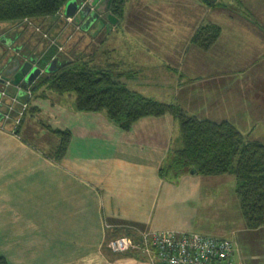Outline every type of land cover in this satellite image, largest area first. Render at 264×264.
I'll list each match as a JSON object with an SVG mask.
<instances>
[{"label":"crops","instance_id":"1","mask_svg":"<svg viewBox=\"0 0 264 264\" xmlns=\"http://www.w3.org/2000/svg\"><path fill=\"white\" fill-rule=\"evenodd\" d=\"M124 12L116 23L98 26L124 35L129 88L199 118L232 121L264 142V0H128ZM209 24L220 35L202 48L194 36ZM7 44L0 43L4 60L26 46ZM13 64L8 75L14 79ZM63 98L50 91L34 96L35 110L19 133L0 125V255L9 264H119L104 245L107 231L127 223L189 233L198 225L193 219L199 221L202 196L232 209L223 194H204L205 180L209 186L218 179L186 174L175 184L161 177L169 152L182 145L171 115L143 117L125 131L105 111L68 108L46 122L72 133L67 155L56 161L54 135L32 121L37 112L43 118L50 100L54 107ZM241 218L214 236L236 242L237 264H264V226L248 228Z\"/></svg>","mask_w":264,"mask_h":264},{"label":"trees","instance_id":"2","mask_svg":"<svg viewBox=\"0 0 264 264\" xmlns=\"http://www.w3.org/2000/svg\"><path fill=\"white\" fill-rule=\"evenodd\" d=\"M68 1L0 0V25L19 24L29 20L34 22V27L40 26L45 30L46 27H49L46 23L47 19L59 15L60 10L65 7ZM127 1L112 0L110 11L122 19ZM204 1L210 4L214 0ZM53 26L52 23L51 28L46 30L49 38H52ZM34 27L32 29L35 30ZM220 30V27L215 24L202 26L196 32L194 41L202 48H208L219 38ZM13 31L12 34L8 32L0 36V43L7 44L2 37H8L12 40L11 44H7L12 46V49L21 46L20 43H17L16 38L20 32H23L21 30ZM14 44L15 47H13ZM55 51H57V47L50 48L46 57L52 59ZM76 55L78 56L71 57L68 55L64 58L60 54L58 58H55L57 60L56 71L40 76L30 84L25 81L19 82L25 86H31V95L24 96L30 99V106L34 96L46 98L48 91L59 95L74 92L77 94L78 110L86 112L105 111L110 120L125 131L130 130L132 125L143 117L162 116L167 113L174 115L178 120L182 145L169 152L165 163L160 168L161 177L171 182H178L185 174L201 176L232 174L236 177V194L240 201L246 226L251 229L264 226L263 141L250 139L232 121H213L199 118L187 113L176 104L146 97L122 82L116 76L114 66L93 65L92 60H88L87 57ZM2 57L0 55V66H2L0 71L6 70L5 75L12 81L13 78L7 72L9 68L13 67V62L20 64L35 58L33 55L25 54L24 51L12 54L8 60H1ZM13 83L15 82L13 81ZM33 110L35 109L31 106L28 112ZM24 119L15 128V132H20L19 129ZM47 129L55 132L60 139L59 145L52 154L56 161H61L67 155L72 133L69 129H53L50 126ZM132 225L135 228L138 227V225ZM138 229L135 232L129 230L122 236L133 237L138 247L146 255L144 241L139 243L140 232ZM122 232L121 229H114V233L117 235L122 234ZM112 238L118 237L112 235ZM109 248L114 253H124L134 249L132 247L126 251L116 252L110 245ZM0 264H9V262L6 257L0 255Z\"/></svg>","mask_w":264,"mask_h":264},{"label":"rangeland","instance_id":"3","mask_svg":"<svg viewBox=\"0 0 264 264\" xmlns=\"http://www.w3.org/2000/svg\"><path fill=\"white\" fill-rule=\"evenodd\" d=\"M78 1L82 4L83 8L88 6L89 4L88 0H78ZM101 2L108 3V0H102ZM96 8L92 7L91 11H89V13L87 14L83 13L82 11H78V13H76V15L72 16V18L70 19V17H68L65 12V7H63L60 10L59 15L54 16L52 18L48 17L49 19L46 18L47 19L46 23L49 25V27L45 28V32L46 30L51 28L52 23L54 24L52 28L53 31L52 38L44 36L42 32L38 34L40 31H38L36 27H34V22L29 20L22 21V23L19 24H15V23L3 24L2 27L0 26V36H2L4 33L7 34L8 32H11L10 34L14 33V31L11 28L16 29L15 31H19V30L23 31L20 32L18 41L20 42L21 45L26 44L25 47L23 46L24 48L23 51L25 52V54L33 55L35 57L33 58L34 62L36 61V63L39 65V67L42 70L40 76H45L48 73L49 74L52 73V72H47L46 68L48 67L49 63H51L53 59L58 58L60 54H62L64 58H66L68 55L73 57V56H78L76 54H79L81 56L87 57L88 60L90 61L92 60L93 65H102L109 67L114 66L116 70H119V72L121 71L120 72L121 74H116V76L123 82L124 78L126 79L127 77L126 76L127 72L130 71L128 70L129 68L125 65L128 56L126 43L120 41V39L124 35L120 36L119 33L121 31L113 30L111 29L110 26L104 29H102L103 26L102 27L98 26V23L104 24L108 21L105 19L104 14ZM97 13H99L100 15L97 16ZM32 27H34L36 31L32 29ZM84 34H86L87 36H85L86 38L83 40L81 39V36ZM13 47H15V44L13 45ZM52 47H57V51H55V53L53 54L54 56L52 57V59H48L46 56L50 51V48L52 49ZM11 51L13 52L12 54L17 53L13 50ZM21 51H18V53H21ZM1 60H3V57L1 58ZM114 62L116 64L119 63V65L115 64L116 65L115 66L113 64ZM62 95L65 96V98L61 100L63 104L61 102H58V105H55L53 107L50 103L51 101L50 100L46 105L47 110L44 111L45 115H42L44 120L43 118L41 119L42 113L37 112L36 114L39 116V118L37 117V119L36 118L35 119L38 121L35 120L32 121L34 128L36 130H39V132L43 130H47L48 131L47 135L49 134L54 135L53 136L54 141L57 142L55 145L57 146L60 143V139L55 132H52L51 129H47L48 126H50L51 128L53 127L50 124H47L46 122H48L49 120L54 121V118L56 121L57 119L60 118L61 114H63L62 111L68 110V108L75 109L78 112H86V111L78 110L76 93L72 92V93H65ZM24 96L25 93H23L22 97ZM58 106L61 108H58ZM29 107L31 106L29 105ZM165 115H171L172 117L175 118V116L170 113H167ZM154 117H159V116H154ZM0 125L2 127L10 126L12 129L14 123L8 122V124H6L5 126H3L0 123ZM53 129H57V128H53ZM39 140L41 142L42 138H40ZM197 176L202 177V179L200 178L202 182H204L203 179H206V177H210L211 179H218V180H208L212 183L209 186L206 184L207 179L205 180L204 188H203L204 194L211 191H214V193L223 194L227 198V200L225 199V202L229 200L228 201L229 207L231 206L232 209L221 210L222 202H220L217 197L210 199L207 202L206 200L207 197L202 196L203 197L202 205H200L201 207L199 206L200 208L199 216H198L199 221L195 217L193 219V225L194 224H198V225H196L194 228L196 230L194 231L192 230L190 233H196L205 236H214V235H219L217 233L221 231H225L226 227L231 226V224L233 226H236L235 223H231V222L236 220H242L241 217H243L240 208V201L236 194V177L232 174H224L217 176H201V175H197ZM172 183L176 184L179 183V181ZM143 228L144 227L140 228V226L135 228L132 224L125 223V225L121 228V230H123L124 232V233L122 232V234L119 233L117 235L115 233L112 234L111 231H107L108 234L106 235V240L104 241V245L107 246L108 242H110V240L113 239L112 235L119 237L125 234V232L129 230L131 232H135L138 229V231L140 232V241H139L140 244L142 243V241H144V237L148 233L152 234L153 232L159 231V230H152L147 228L143 229ZM178 233L179 234L186 233V231H179ZM116 254H118L116 255V257L120 259L119 264H152L151 256L148 255V253H146L145 255L143 250H141L140 247H138V244H136L134 249L129 252L116 253Z\"/></svg>","mask_w":264,"mask_h":264},{"label":"built area","instance_id":"4","mask_svg":"<svg viewBox=\"0 0 264 264\" xmlns=\"http://www.w3.org/2000/svg\"><path fill=\"white\" fill-rule=\"evenodd\" d=\"M36 29L49 36L42 27ZM32 63L39 66L36 61ZM5 71H0V123L5 126L13 122L15 132L30 108L29 99L22 95L29 96L32 91L30 85L13 83ZM109 245L114 251L122 252L135 247L136 242L131 236H122L111 239ZM144 251L151 256L152 264H237L236 242L226 237L156 231L144 237Z\"/></svg>","mask_w":264,"mask_h":264},{"label":"water","instance_id":"5","mask_svg":"<svg viewBox=\"0 0 264 264\" xmlns=\"http://www.w3.org/2000/svg\"><path fill=\"white\" fill-rule=\"evenodd\" d=\"M102 0H88V6L86 7H82V4L78 1V0H69L66 5H65V12L67 14V16H74L76 15V13H78V11H82L83 13L87 14L89 13V11H91L92 7H98L99 3ZM111 3L112 0H108L107 3V7L106 9L100 11L104 14L105 19L111 23H116L118 21V17L112 13L111 11H109L110 7H111ZM100 15L99 13H97V16ZM2 39L8 43L11 44L12 40L9 39L8 37H2ZM32 61H34V59H29L26 60L20 64H18V66L15 68L17 70L16 74H15V78L13 79L14 82L19 83L21 81H25L27 83H33L42 73V70L39 66H34ZM57 70V60L53 59L51 61V63H49L48 67L46 68L47 72H53ZM1 117V114H0Z\"/></svg>","mask_w":264,"mask_h":264}]
</instances>
